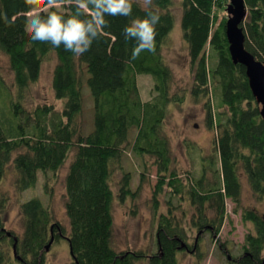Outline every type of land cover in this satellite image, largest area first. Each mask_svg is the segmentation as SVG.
Masks as SVG:
<instances>
[{
	"label": "trees",
	"instance_id": "trees-1",
	"mask_svg": "<svg viewBox=\"0 0 264 264\" xmlns=\"http://www.w3.org/2000/svg\"><path fill=\"white\" fill-rule=\"evenodd\" d=\"M227 2L179 0L182 37L193 74L189 94L194 101H204L206 125L215 131L214 152L201 156L200 174L187 172L182 178L171 169L169 140L163 129L168 105L181 100L170 93L172 72L161 52L174 23V0H151L149 7L160 12L155 47L134 60V42L125 39L123 29L133 18L146 14L145 0H133L129 16L106 15L105 33L81 55L63 46L33 41L26 30L30 11L46 14L59 5L67 12L64 0H52L51 4L49 0H0V51L12 73L9 85L0 72V179L11 166L14 187L22 193L36 185L41 172L48 195V180L69 160L64 177L68 232L47 203L31 197L20 204L21 235L6 230L0 220V264H44L45 246L51 237V244L66 238L71 264H180L179 253L186 251L201 259L202 255L195 254L200 237L209 233L216 241L226 217L227 200L236 210L240 208L242 220L251 224L240 252L226 255L227 264H264V211L241 205L243 177L252 195L264 203V121L245 67L234 63L229 53ZM244 3V46L264 63V0ZM50 55L56 58L51 87L61 107L47 103L27 107V91ZM142 74L153 81V95L146 100L141 98L137 82ZM85 87L91 99L84 94ZM87 99L91 118L84 123ZM128 146L141 158H154L155 212L164 186L170 199L177 196L179 203L187 201L193 207L191 227L197 233L192 244L173 213L177 206H169L157 216L155 249L147 253L114 248V201L137 196L144 178L141 172L139 184L132 190L128 170L114 193L112 176L115 170L123 169ZM3 206L0 200V212ZM10 246L13 260H8ZM218 248L224 249L222 244Z\"/></svg>",
	"mask_w": 264,
	"mask_h": 264
},
{
	"label": "rangeland",
	"instance_id": "rangeland-1",
	"mask_svg": "<svg viewBox=\"0 0 264 264\" xmlns=\"http://www.w3.org/2000/svg\"><path fill=\"white\" fill-rule=\"evenodd\" d=\"M229 2V0H228ZM227 2V3H228ZM174 12V23L169 32L167 41L162 45V56L171 69L173 83L171 85V95L180 96L177 100L168 105V111L163 121V129L169 140V150L171 158V169H175L183 178L187 172L198 176L202 166V155L213 154L215 131L206 125V109L203 100L194 101L189 94L192 82V69L185 41L182 37L180 26L181 7L179 0H174L172 5ZM222 15L223 13L220 12ZM56 58L50 55L41 66L38 80L33 83L25 99L27 107H34L38 104H52L57 108L61 107V101L54 96L51 87V78ZM0 72L5 81L11 85L12 73L8 65L7 57L0 51ZM139 92L141 98L146 100L153 95L152 78L142 74L137 76ZM84 94L90 93L85 87ZM91 99V98H90ZM91 102L86 100L83 109L84 123H88L91 118ZM200 148L201 151L196 150ZM145 161V164L143 162ZM67 163L62 166L48 180L50 192L48 195L43 189V176L38 172V180L34 187L18 193L14 187V171L11 166L6 169L4 176L0 179V200L4 203L3 211L0 212V220L6 230L13 231L21 235L23 226L20 217V204L31 197H39L47 203L53 211L55 219L61 222L65 231L69 230V222L64 208V177L67 170ZM132 175L131 189L135 190L140 181L141 172L144 174L141 189L135 197H127L124 201L117 198L113 204V234L112 244L117 251L124 249L143 250L147 253L155 249L157 216L160 211L167 212L169 206L173 208L175 217L180 221L181 226L187 233V242L193 243L196 236L195 228L191 227L193 207L187 201L173 196L169 198L170 192L166 186L158 196L157 211L153 205V191L157 183L156 165L154 158L145 155L142 158L134 154L130 146L126 147L123 169L115 170L111 184L115 194L119 190V183L126 171ZM51 176V173L49 174ZM169 200L172 202L169 203ZM241 205L253 207L260 212L264 211V203L258 201L251 193L245 178H242ZM230 201H226V217L221 225L216 241L210 238L209 233H204L200 237L199 247L195 254L202 255L199 259L190 252H180V264H227L226 255H237L241 250L244 235L250 230L251 224L241 218L240 208ZM222 244L223 251L218 248ZM8 260L12 259L11 246L7 249ZM44 264H71L68 242L65 237L53 242L44 253ZM15 264L14 262H11Z\"/></svg>",
	"mask_w": 264,
	"mask_h": 264
},
{
	"label": "clouds",
	"instance_id": "clouds-1",
	"mask_svg": "<svg viewBox=\"0 0 264 264\" xmlns=\"http://www.w3.org/2000/svg\"><path fill=\"white\" fill-rule=\"evenodd\" d=\"M64 3L69 7L67 12L59 5L46 14L30 11L26 30L31 40L49 42L57 48L63 46L76 55L88 51L93 41L105 33L106 15L129 16L133 6V0H64ZM150 4L151 0H145L146 14L133 18L123 29L125 39L134 42L131 49L133 60L144 50L152 51L155 47L160 12L149 7Z\"/></svg>",
	"mask_w": 264,
	"mask_h": 264
},
{
	"label": "water",
	"instance_id": "water-1",
	"mask_svg": "<svg viewBox=\"0 0 264 264\" xmlns=\"http://www.w3.org/2000/svg\"><path fill=\"white\" fill-rule=\"evenodd\" d=\"M225 11L227 14L225 32L231 59L234 63H241L245 67L250 89L256 103L259 105V112L264 121V63L244 46V33L241 26L247 14L244 0H229ZM51 242L52 237L46 244L45 250L49 249ZM14 247L15 243H13V253L15 255Z\"/></svg>",
	"mask_w": 264,
	"mask_h": 264
}]
</instances>
